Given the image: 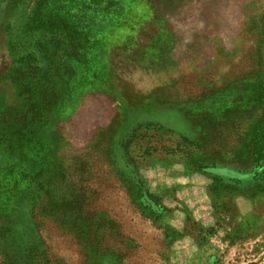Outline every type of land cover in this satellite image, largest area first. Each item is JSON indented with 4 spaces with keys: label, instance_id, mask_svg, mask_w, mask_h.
Returning a JSON list of instances; mask_svg holds the SVG:
<instances>
[{
    "label": "rangeland",
    "instance_id": "obj_1",
    "mask_svg": "<svg viewBox=\"0 0 264 264\" xmlns=\"http://www.w3.org/2000/svg\"><path fill=\"white\" fill-rule=\"evenodd\" d=\"M36 1L0 0V264H264V0Z\"/></svg>",
    "mask_w": 264,
    "mask_h": 264
},
{
    "label": "trees",
    "instance_id": "obj_2",
    "mask_svg": "<svg viewBox=\"0 0 264 264\" xmlns=\"http://www.w3.org/2000/svg\"><path fill=\"white\" fill-rule=\"evenodd\" d=\"M118 10V0H37L30 23L57 32L67 25L79 28L90 21L108 18Z\"/></svg>",
    "mask_w": 264,
    "mask_h": 264
},
{
    "label": "crops",
    "instance_id": "obj_3",
    "mask_svg": "<svg viewBox=\"0 0 264 264\" xmlns=\"http://www.w3.org/2000/svg\"><path fill=\"white\" fill-rule=\"evenodd\" d=\"M242 201H243L242 197H238V198L235 199V203H237V202L239 203V202H242Z\"/></svg>",
    "mask_w": 264,
    "mask_h": 264
}]
</instances>
